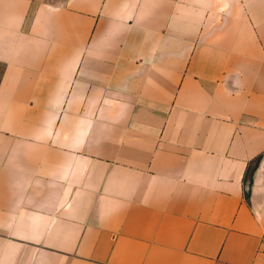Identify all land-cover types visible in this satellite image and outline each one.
Returning <instances> with one entry per match:
<instances>
[{"label":"crops","instance_id":"0c3cea01","mask_svg":"<svg viewBox=\"0 0 264 264\" xmlns=\"http://www.w3.org/2000/svg\"><path fill=\"white\" fill-rule=\"evenodd\" d=\"M0 264H264V0H0Z\"/></svg>","mask_w":264,"mask_h":264}]
</instances>
